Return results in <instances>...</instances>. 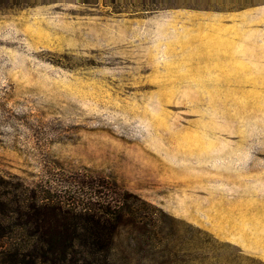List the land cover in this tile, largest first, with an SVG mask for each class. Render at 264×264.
<instances>
[{"label":"rangeland","instance_id":"rangeland-1","mask_svg":"<svg viewBox=\"0 0 264 264\" xmlns=\"http://www.w3.org/2000/svg\"><path fill=\"white\" fill-rule=\"evenodd\" d=\"M82 182L147 227L81 213ZM16 195L41 263L264 264V0H0V210Z\"/></svg>","mask_w":264,"mask_h":264},{"label":"trees","instance_id":"trees-1","mask_svg":"<svg viewBox=\"0 0 264 264\" xmlns=\"http://www.w3.org/2000/svg\"><path fill=\"white\" fill-rule=\"evenodd\" d=\"M74 187H78L80 192L87 189L88 194L86 192L83 193L87 196L90 195L87 199L92 206L84 207L80 210L81 213H92L94 217L99 216L98 218L100 219L108 217L115 221H120L124 217H129L135 225L137 224L140 226V229L147 227L146 223L138 220L139 216L137 210L134 208L137 207L135 203L139 202L136 196L114 193L117 195V200L114 201L110 193L95 190L96 188L93 184H90V182H82L76 184ZM76 190L78 189H75V193L78 194ZM26 197L24 195H16L12 200L14 204L13 207L8 206V208L0 210V264H46L49 260L52 262L55 261L54 258L48 259L45 257L47 260L41 263L40 256L37 252L38 247L27 241L24 236L21 235L18 237L15 234L17 226L21 227V225L16 223L14 216L27 215L35 209L34 205H24ZM132 201L134 203H132ZM57 209L58 208L55 210ZM74 209L75 208L71 207V211L66 212L73 213ZM160 234L161 231L158 233V231L150 232L149 230H145L139 235V239H146L147 243L152 245L155 244L157 239H159L158 241H163L168 237V234H162L161 236ZM165 252L167 251H161L163 254Z\"/></svg>","mask_w":264,"mask_h":264}]
</instances>
